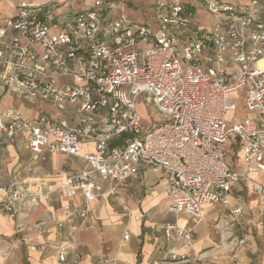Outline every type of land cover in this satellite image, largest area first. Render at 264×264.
<instances>
[{
    "label": "built area",
    "instance_id": "1",
    "mask_svg": "<svg viewBox=\"0 0 264 264\" xmlns=\"http://www.w3.org/2000/svg\"><path fill=\"white\" fill-rule=\"evenodd\" d=\"M125 1L96 0L94 9L64 14L56 0L13 5L0 21V84L62 115L0 109V152L22 135L34 156L44 149L81 160L59 184L73 229L92 228L91 203L116 196L142 167L162 172L176 214L195 221L204 206L222 204L243 230L242 206L229 199L241 182L264 218V185L252 179L264 171V0H154L148 23L130 18ZM199 9L214 16L211 25L192 26ZM232 92L239 104L228 100ZM140 98L159 114L149 129ZM85 143L94 150H84ZM0 191L6 213L19 201L49 196L43 184L17 180ZM64 221L55 222L62 233L53 264H83ZM161 229L167 240L173 232L181 241V251L166 256L186 261L191 228ZM129 236L124 230L122 240ZM245 242L241 235L238 243ZM97 264L118 263L102 255Z\"/></svg>",
    "mask_w": 264,
    "mask_h": 264
},
{
    "label": "crops",
    "instance_id": "2",
    "mask_svg": "<svg viewBox=\"0 0 264 264\" xmlns=\"http://www.w3.org/2000/svg\"><path fill=\"white\" fill-rule=\"evenodd\" d=\"M42 1L0 0V21L13 13L16 3ZM59 1L61 5L66 0ZM7 107L24 117L42 110L62 115L56 108H36L0 84V109ZM83 149L94 150V146L85 143ZM34 155L22 135L0 152V188L17 180L43 184L49 193L45 200L19 201L13 212H0V264H53L56 242L62 233L55 222L64 219L63 228L71 232L83 264H97L102 255L116 257L118 264H264V218L259 217L258 200L247 184H236L229 194L232 205L242 206L238 219L243 230L230 221L229 210L222 204L204 206L202 217L195 221L172 212L162 172L148 167H142L137 177L128 178L116 196L105 195L91 203L95 215L92 228L73 229L72 221L66 219L67 200L59 192V184L70 171L82 167L81 160L44 149ZM252 179L264 185V171L253 174ZM41 222L45 227L38 231L34 226ZM166 223L191 228L192 244L184 262L166 256L171 249L181 251V241H174L173 232L169 240L164 236L161 225ZM124 230L130 232L126 241L122 240ZM241 235L246 239L244 244L238 243Z\"/></svg>",
    "mask_w": 264,
    "mask_h": 264
},
{
    "label": "rangeland",
    "instance_id": "3",
    "mask_svg": "<svg viewBox=\"0 0 264 264\" xmlns=\"http://www.w3.org/2000/svg\"><path fill=\"white\" fill-rule=\"evenodd\" d=\"M96 0H66L65 4H61L58 0L59 6L57 7L58 14H64L66 12L75 13L82 9H94ZM154 0H127L125 13L129 15L137 23H148L151 22V17L153 15L152 4ZM214 21V16L203 10H197L196 15L192 21V26L197 24L203 26H209ZM191 26V28H193ZM195 28V27H194ZM236 93V92H235ZM234 92L228 94V100H232L237 104L240 103V97H237ZM140 110L143 112V126L145 129L152 127L153 122L159 117V114L155 108L151 105H146L142 98L139 99ZM238 115L245 114V110L241 108L238 110ZM209 227L210 222L206 221Z\"/></svg>",
    "mask_w": 264,
    "mask_h": 264
}]
</instances>
